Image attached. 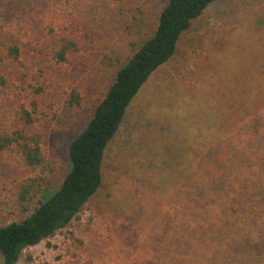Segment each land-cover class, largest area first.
<instances>
[{"label": "rangeland", "instance_id": "374dc122", "mask_svg": "<svg viewBox=\"0 0 264 264\" xmlns=\"http://www.w3.org/2000/svg\"><path fill=\"white\" fill-rule=\"evenodd\" d=\"M129 1L128 11L116 13L114 0H60L46 9L0 0V50L6 38L36 41L41 35L49 39L53 32L78 48L68 62L52 60L50 67L39 66L32 54L22 68L29 73L25 89L11 87L0 94L2 125L11 128L20 118L22 125L23 110L32 113L45 153L44 163L35 167L27 166L17 150L0 157V226L30 215L60 185L69 168L68 145L85 127L92 106L105 96L118 69L151 34L167 2ZM76 95L80 105L72 99ZM263 135L264 0L215 3L182 35L177 54L130 105L106 152L103 188L70 227L26 248L18 264L158 263L169 254L173 240L186 234L190 192L208 185L205 177L196 180L193 175L206 170L203 161L209 152L219 149L220 166H232L228 177L241 172V180L258 182L263 164L245 142ZM239 148L252 165L231 164ZM220 196L215 194L204 208L219 225L224 217L217 205ZM248 216L241 212L235 217L244 222ZM258 223H264V215ZM244 227L240 223L238 229L243 232ZM232 231L230 238L229 230L224 234L226 242L200 234L190 251L179 254H196L202 260V252L210 259L219 253L221 259L231 241L243 237L236 226Z\"/></svg>", "mask_w": 264, "mask_h": 264}, {"label": "trees", "instance_id": "16d2710c", "mask_svg": "<svg viewBox=\"0 0 264 264\" xmlns=\"http://www.w3.org/2000/svg\"><path fill=\"white\" fill-rule=\"evenodd\" d=\"M23 1L46 9L51 2L60 0H18V2ZM226 1L229 0H167L159 11L151 34L141 40L132 56L118 69L105 96L92 106L85 127L68 145L69 168L64 173L60 185L30 215L0 226L1 264H18L26 248L35 246L72 225L74 218L104 186L106 152L132 102L153 74L177 54L181 37L192 27L193 22L211 5ZM114 2V12L118 10L122 13L124 10L128 11L126 8L130 9L127 3L130 2L129 0H114ZM3 14L7 15L5 11ZM50 34L49 39L44 36L42 38L41 35L38 40L27 42L15 37L6 38L8 42L0 50V94L11 87L25 89V85L29 82V73L22 68L29 63L32 54L39 58V66L50 67L48 63L52 60L58 64L65 63L78 53L74 41L66 40L64 36H58L60 34L55 32ZM39 39L45 40L47 45H42L40 42L42 40ZM40 70H42L40 74L45 73L43 68ZM72 99L77 105L81 104L78 95L73 96ZM23 111L26 117L23 126L21 118L12 124L11 128H6L0 122V157L7 151L17 150L27 166H39L45 160L43 144L40 135L36 136L32 126V113ZM252 139V137L248 138L245 144L248 143L258 153L256 160L263 164L264 171V135L257 136L258 141ZM219 142L217 140V144ZM225 145H228V149L232 148L229 142ZM220 146L222 147L221 144ZM233 153L231 164L252 165V160L245 150L241 151L239 148ZM220 156L219 149L214 150L213 153L209 152L207 159L203 161L206 170L195 171L193 177L196 180L205 177L208 185L202 190L190 192L192 205L189 208L190 221L184 225L187 228L184 230L186 234L178 239L175 238L169 254L167 252L163 258L159 257L156 264H264V223H258V218L264 215V180H262L264 172L258 182L256 179L248 178L241 180L243 178L241 172L235 173L234 177L232 175L228 177L227 171L233 168L227 169L232 166L227 167L226 164L220 166ZM212 161L218 163L217 167L212 165ZM212 192L221 195L217 202L224 214L220 225L216 224V218L210 216V212L207 213L204 209L205 203L213 200L215 194ZM222 195L228 200L221 198ZM198 201L194 209L193 205ZM238 201H241V204L237 206ZM198 208L203 210L199 211ZM241 212L249 215L244 222L235 217ZM240 223L245 226L243 232L238 229ZM233 226H236L237 233H243V237L239 241H236L237 239L231 241L233 245L221 252V259L219 253H215L210 259L202 252V260L192 253L187 257L180 256L179 252H184V249L191 250L192 242L197 240L200 234L205 235L206 239L211 235L217 236L214 238L219 242L228 241L223 236L229 230L228 238H230L231 233L234 232ZM199 242L203 245L206 243L205 239ZM234 248L238 250L237 253L233 251Z\"/></svg>", "mask_w": 264, "mask_h": 264}]
</instances>
